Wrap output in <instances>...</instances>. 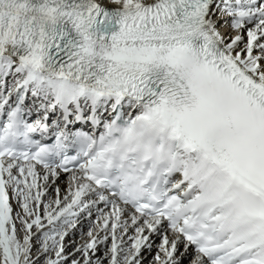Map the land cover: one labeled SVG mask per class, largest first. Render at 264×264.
I'll use <instances>...</instances> for the list:
<instances>
[{"label":"snow or ice","instance_id":"snow-or-ice-1","mask_svg":"<svg viewBox=\"0 0 264 264\" xmlns=\"http://www.w3.org/2000/svg\"><path fill=\"white\" fill-rule=\"evenodd\" d=\"M0 264H264V0H0Z\"/></svg>","mask_w":264,"mask_h":264}]
</instances>
